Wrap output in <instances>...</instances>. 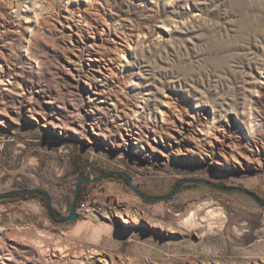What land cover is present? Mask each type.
<instances>
[{
	"label": "rangeland",
	"instance_id": "1",
	"mask_svg": "<svg viewBox=\"0 0 264 264\" xmlns=\"http://www.w3.org/2000/svg\"><path fill=\"white\" fill-rule=\"evenodd\" d=\"M108 171L264 198V0H0V194L43 188L68 215L78 180ZM85 201L66 224L0 202V264H264L244 194L150 203L106 179Z\"/></svg>",
	"mask_w": 264,
	"mask_h": 264
},
{
	"label": "water",
	"instance_id": "2",
	"mask_svg": "<svg viewBox=\"0 0 264 264\" xmlns=\"http://www.w3.org/2000/svg\"><path fill=\"white\" fill-rule=\"evenodd\" d=\"M106 179H120L124 181L129 188L134 190L144 200L150 203L171 200L178 194L179 191H181L183 186L191 184V185H196L197 187H212L215 190L222 191L227 194H244L249 198H251L252 200H254L260 207L264 208V198H262L257 192L244 187L228 186L226 184H217L206 179L190 178V179H183L178 181L166 194L153 195L134 186L132 182V178L130 176L116 171L104 172L95 178L81 177L76 185L74 199L71 204L70 213L68 215H64L62 212H60L58 209L55 208L51 194L49 193V191L43 188H25V189L7 191L0 194V202L11 196L38 195L44 198L46 202L45 207L50 218L53 221L55 220L58 221L60 224H66L70 222H75L79 219V213L77 209H78V202L80 198V191L82 184L83 183L96 184Z\"/></svg>",
	"mask_w": 264,
	"mask_h": 264
},
{
	"label": "trees",
	"instance_id": "3",
	"mask_svg": "<svg viewBox=\"0 0 264 264\" xmlns=\"http://www.w3.org/2000/svg\"><path fill=\"white\" fill-rule=\"evenodd\" d=\"M117 180V179H116ZM93 186V183H83L81 186V191H80V198H79V202H78V207L80 206V204L86 200L88 193L90 192L91 187ZM192 186L197 187L196 185H191L188 184L186 186H183L181 190H184L185 188H192ZM16 199H22V200H30V199H36L39 200L44 206H45V200L43 197L38 196V195H17V196H11L8 197L7 199L1 201V202H8V201H14ZM56 223H59L58 221H54Z\"/></svg>",
	"mask_w": 264,
	"mask_h": 264
},
{
	"label": "built area",
	"instance_id": "4",
	"mask_svg": "<svg viewBox=\"0 0 264 264\" xmlns=\"http://www.w3.org/2000/svg\"><path fill=\"white\" fill-rule=\"evenodd\" d=\"M80 215H90L94 213V208L88 204V201H83L77 209Z\"/></svg>",
	"mask_w": 264,
	"mask_h": 264
},
{
	"label": "bare ground",
	"instance_id": "5",
	"mask_svg": "<svg viewBox=\"0 0 264 264\" xmlns=\"http://www.w3.org/2000/svg\"><path fill=\"white\" fill-rule=\"evenodd\" d=\"M13 257V256H12ZM10 258V257H9ZM7 260H9V259H7ZM5 264H8L7 262H5Z\"/></svg>",
	"mask_w": 264,
	"mask_h": 264
}]
</instances>
